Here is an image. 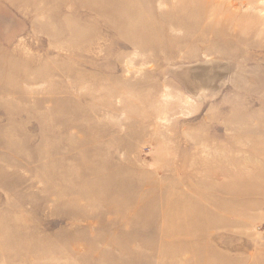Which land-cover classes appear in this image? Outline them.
<instances>
[{
	"label": "rangeland",
	"instance_id": "obj_1",
	"mask_svg": "<svg viewBox=\"0 0 264 264\" xmlns=\"http://www.w3.org/2000/svg\"><path fill=\"white\" fill-rule=\"evenodd\" d=\"M249 1L0 0V264H264Z\"/></svg>",
	"mask_w": 264,
	"mask_h": 264
},
{
	"label": "bare ground",
	"instance_id": "obj_2",
	"mask_svg": "<svg viewBox=\"0 0 264 264\" xmlns=\"http://www.w3.org/2000/svg\"><path fill=\"white\" fill-rule=\"evenodd\" d=\"M161 2L160 3H163V2H167V0H160ZM182 1V0H181ZM218 1V0H217ZM258 1H261L263 4H264V0H250L248 3H247V5L248 4H251L252 2H258ZM182 4H183V2H182ZM161 5V4H160ZM163 5V4H162ZM217 5V4H216ZM216 5H215V8H216ZM112 6H113V4H111V6H109L110 8H108V6L106 7V8H104V6H102V5H100L99 7H102V8H104V9H106V10H108V12H113V13H115L114 15H116V17L117 16H123V15H125V14H123L124 12H117V11H115L114 12V10H112ZM143 6V5H142ZM170 6V5H169ZM180 6H182V5H180ZM249 6V5H248ZM185 7V6H184ZM213 7H214V5H213ZM218 7V6H217ZM169 8V7H168ZM181 9H182V7H180ZM254 8V7H253ZM187 9V8H186ZM260 9V8H259ZM135 10V9H134ZM238 10V9H237ZM263 11H264V9H263ZM177 12V11H176ZM179 12V11H178ZM154 16H155V14H154ZM179 17V16H178ZM251 17V16H250ZM248 18V17H247ZM149 19V18H148ZM158 19V18H157ZM251 19V18H250ZM259 20H260V22H264V20L262 19V18H258ZM150 20V19H149ZM191 20L193 21L194 20V22H196V23H199L200 21H202V16H201V14H200V12H198L197 14H192L191 16H190V18H189V21L188 22H184L183 24H181V27L184 29H187V31L188 30H191V28L189 29L188 27H187V25L191 22ZM159 22V21H158ZM175 22V21H174ZM181 22V21H180ZM177 24H178V22H177ZM152 26V25H151ZM262 27V26H261ZM193 29V28H192ZM138 33H140L139 31H136V30H134V35L135 34H138ZM261 35V34H260ZM137 37H139V35L137 36Z\"/></svg>",
	"mask_w": 264,
	"mask_h": 264
}]
</instances>
